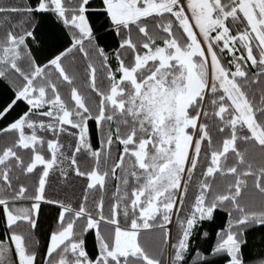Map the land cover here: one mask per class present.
<instances>
[{
    "label": "snow or ice",
    "instance_id": "1",
    "mask_svg": "<svg viewBox=\"0 0 264 264\" xmlns=\"http://www.w3.org/2000/svg\"><path fill=\"white\" fill-rule=\"evenodd\" d=\"M257 229L264 0H0V264H264Z\"/></svg>",
    "mask_w": 264,
    "mask_h": 264
},
{
    "label": "trees",
    "instance_id": "2",
    "mask_svg": "<svg viewBox=\"0 0 264 264\" xmlns=\"http://www.w3.org/2000/svg\"><path fill=\"white\" fill-rule=\"evenodd\" d=\"M249 242L252 245V252H257L264 247V230H254L249 233ZM44 243L42 239V244Z\"/></svg>",
    "mask_w": 264,
    "mask_h": 264
}]
</instances>
